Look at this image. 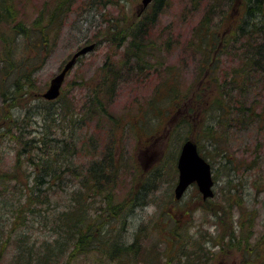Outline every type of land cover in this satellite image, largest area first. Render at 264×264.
I'll list each match as a JSON object with an SVG mask.
<instances>
[{"label":"rangeland","instance_id":"1","mask_svg":"<svg viewBox=\"0 0 264 264\" xmlns=\"http://www.w3.org/2000/svg\"><path fill=\"white\" fill-rule=\"evenodd\" d=\"M114 1L90 8L92 0H76L49 57L34 73L36 89L42 94L74 53L93 45L66 72L57 97L60 101L55 104L69 102L75 112L83 113L91 104L88 99L96 93L103 103L104 111L95 113L78 132L82 139L77 163L81 174L87 175L85 170L99 164L109 149L118 167L104 189V194L111 196L109 204L106 200L100 204V193L86 181L81 196L86 206L90 204L87 210L95 214V209H103L100 219L118 244H132L135 253L127 264H147L141 258L144 251L155 254V264H264V120L248 119L240 113L242 108L255 106L256 113L264 116V13L245 27L247 33L242 36L238 27L245 25L248 0H162L149 25L151 39H146L152 42L154 51L145 52L138 60L126 54L124 39H111L108 28L123 15L144 12L150 16L152 8L140 11L141 0H123L118 6ZM258 2L263 12L264 0ZM14 3L19 10L17 21L29 24L58 0ZM210 7L214 9L211 13ZM223 43L225 50L215 56L211 47L219 48ZM2 50L0 43V53ZM208 50L210 65L204 54ZM246 53L251 56L245 58ZM160 62L161 66L154 67ZM207 67L211 70L210 82L205 80ZM235 70H239L238 81L226 84ZM168 83H174V99ZM184 95L193 96V100H179L177 105L175 97ZM203 98H214L221 106L205 115L213 117L209 120L219 140L216 146L203 134L206 105L199 107ZM44 100L28 101V119L20 117L27 112L26 107L11 112L20 122H29L26 130L34 135L40 130L37 113ZM195 103H199V109ZM187 107V111L200 110L192 126ZM8 116L0 98L2 170L11 167L15 149L21 148L10 141L14 131ZM189 138L200 144L201 154L212 167L213 196L204 201L195 185L188 187L180 199L174 197L177 159ZM65 198L64 193L53 198L56 210L61 209ZM220 208L227 212L222 221V215L215 216ZM42 227L41 219L35 216L20 231L40 245L51 238L50 231ZM231 228L235 239L230 243L227 235ZM177 234L179 239L173 238ZM101 261L96 264H115ZM82 264L89 263L84 260Z\"/></svg>","mask_w":264,"mask_h":264},{"label":"trees","instance_id":"2","mask_svg":"<svg viewBox=\"0 0 264 264\" xmlns=\"http://www.w3.org/2000/svg\"><path fill=\"white\" fill-rule=\"evenodd\" d=\"M14 1L0 0V43L3 46L1 52L3 54L0 57V98L6 114L9 115L12 131H14L10 134V141L15 146L19 144L21 148L15 149L14 161L9 169L2 170L0 168V264H82L84 260H87L89 264H96L99 261L103 263L101 260L113 261L115 264H127L126 260L131 258L132 253H135L132 244H123V246L118 244L111 235V231L104 227L100 219L104 210L97 208L94 210L95 214H92L87 210L90 204L86 206L81 196L86 191L87 182H91L100 193V204L104 200L109 204L111 196L104 194V189L106 184L114 179L118 167L109 149L106 150L99 164H95L93 161L92 164L95 165H91L92 167L85 170L87 175L84 172L81 174L77 163L80 151L79 143L82 139L78 132L88 120L95 116V113L104 111L98 94H93L88 99L91 104L85 108L83 113L75 112L69 102L55 106L60 101V97L55 101L44 100L45 105L38 106L37 115L41 126L36 135L32 131L26 130L29 122L23 118L22 120L25 122H20L17 116L11 114L21 106L26 107L27 112L20 114V117L28 119V101L30 99L40 101L41 93L36 89L34 73L49 57L58 40L61 24L67 14L71 12L69 10L76 0H58V3H55L50 10L40 11L37 18L29 24L17 21L19 10L14 5ZM121 1L123 0H115L114 5H120ZM258 1H247L246 8L248 9L243 18L245 25L239 29L242 31V36L247 33L245 27L264 13ZM92 2L89 3L90 8L95 7L96 4H101L104 7L105 4H110L113 0H92ZM162 5V0H152L148 5L152 8L150 16L146 17L143 15L144 12L139 16L137 14L130 17L123 15V17L114 19L113 26L108 28V34H112L111 39H124L127 44L126 54L131 55V59L141 60L145 52L154 51L152 42L150 43L146 39H151L148 32L149 25L154 22V15ZM213 10V7L209 8L210 13ZM262 18L264 19V16ZM119 24H122V29ZM202 25L201 22L199 26L202 27ZM226 43H223V46L219 48L214 45L211 47L215 56L225 50ZM204 54H207L206 60L208 61L211 56L210 51L208 50ZM246 56L250 57L251 55L246 53L245 58ZM210 62L211 60L206 64L210 65ZM161 64L162 62L157 63L154 67L161 66ZM246 65L248 64L246 63ZM147 68L151 69L152 67ZM212 68L215 69V65L211 66ZM238 71H234L226 84H236L239 76ZM204 73L207 74L205 80L210 82V68L207 67ZM200 74L205 75L202 72ZM172 75L169 74V77ZM224 86L225 83H222V87ZM168 87H170L169 95L174 99L176 94L174 83L171 85L168 83ZM186 99L193 100V96L175 97L176 104L179 100L185 101ZM220 99L221 96L216 98V100ZM201 102L203 104L195 103V108H198V104L201 105L199 107L206 105L205 112L203 111L204 118L208 113L210 115L212 108L221 109V106H217L214 98H203ZM193 109L187 111L191 126L193 125L192 121H196L200 115V110L196 112ZM243 110L244 108L240 109V113L247 116L248 119L257 117L261 121L264 120L263 115L260 116L256 113L255 106ZM209 115L202 122L206 123L202 126L205 128L203 134L207 136L209 144L216 146L219 140L213 133V124L209 120L213 117ZM13 116L17 118H13ZM112 125H114L113 122ZM112 125L110 131H113ZM196 143L198 154L205 160L201 154L200 144ZM210 168L212 173L211 165ZM63 193L67 198L63 199V205L58 211L56 210L58 205L54 204L52 200L58 194L63 195ZM53 204V208L49 209V206ZM44 206H47V209H43ZM216 212L215 216L222 215L220 221L227 217V212H224L223 208ZM204 213L207 214L206 211ZM35 216L41 219L42 228L48 229L51 233L50 240H43L40 245H37L36 242L32 243L30 236L20 231V228H23L29 219H34ZM173 238L179 239V235ZM227 238L230 243L234 241L232 228ZM215 243L213 241V244ZM12 247H14L13 252L10 250ZM90 254L92 257L89 258ZM144 254H141V258L145 263L155 264L156 257L153 252L144 251Z\"/></svg>","mask_w":264,"mask_h":264},{"label":"water","instance_id":"3","mask_svg":"<svg viewBox=\"0 0 264 264\" xmlns=\"http://www.w3.org/2000/svg\"><path fill=\"white\" fill-rule=\"evenodd\" d=\"M152 0H141L139 10L146 8ZM93 45H88L74 53L69 61L63 66L61 71L56 74L49 83L48 88L42 93V98L48 101L57 99L60 88L68 69L74 64L76 58L91 50ZM178 179L174 189L175 199H179L191 184H196L203 200L213 196V180L210 165L197 152L195 143L187 140L183 143L177 159Z\"/></svg>","mask_w":264,"mask_h":264},{"label":"flooded vegetation","instance_id":"4","mask_svg":"<svg viewBox=\"0 0 264 264\" xmlns=\"http://www.w3.org/2000/svg\"><path fill=\"white\" fill-rule=\"evenodd\" d=\"M239 28H240V27H238V31H239Z\"/></svg>","mask_w":264,"mask_h":264}]
</instances>
